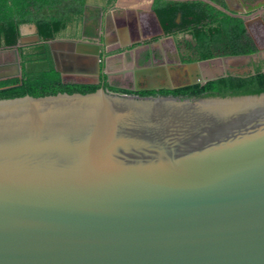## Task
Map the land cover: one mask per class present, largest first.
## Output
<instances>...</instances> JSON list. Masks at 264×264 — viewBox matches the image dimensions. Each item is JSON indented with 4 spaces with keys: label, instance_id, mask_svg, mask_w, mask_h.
Here are the masks:
<instances>
[{
    "label": "water",
    "instance_id": "1",
    "mask_svg": "<svg viewBox=\"0 0 264 264\" xmlns=\"http://www.w3.org/2000/svg\"><path fill=\"white\" fill-rule=\"evenodd\" d=\"M49 44L63 80L58 45L100 80V45ZM251 56L180 62L188 82L146 90L236 75L220 61ZM21 71L0 64V80ZM0 264H264V93L0 100Z\"/></svg>",
    "mask_w": 264,
    "mask_h": 264
},
{
    "label": "trees",
    "instance_id": "2",
    "mask_svg": "<svg viewBox=\"0 0 264 264\" xmlns=\"http://www.w3.org/2000/svg\"><path fill=\"white\" fill-rule=\"evenodd\" d=\"M112 5L116 0H107ZM264 0H237L244 12L228 0H153L152 10L166 36L174 38L177 57L183 64L214 58L255 55L259 48L246 23L261 16L264 7L252 9ZM88 0H0V52L14 50L21 65L19 76L0 80V100L25 96L89 94L100 86L65 82L56 69L49 42L81 36ZM252 9V10H250ZM34 25L41 43L19 45L21 26ZM149 56V54H148ZM227 75L207 82L171 90L148 91L147 96L182 98L232 97L264 93V72ZM106 91L130 94L110 88Z\"/></svg>",
    "mask_w": 264,
    "mask_h": 264
},
{
    "label": "flooded vegetation",
    "instance_id": "3",
    "mask_svg": "<svg viewBox=\"0 0 264 264\" xmlns=\"http://www.w3.org/2000/svg\"><path fill=\"white\" fill-rule=\"evenodd\" d=\"M120 17H121L120 15L116 14L113 11L109 14V18L107 20L102 22L101 25H100L101 23L100 21V23H98L95 27L91 28L90 32L88 31L85 32L84 30H82L81 36L78 39H66V38L56 39V40H68V41L74 40V41L90 42L101 46V50H100V54L102 57L101 76H100V80H98L96 77H92V75L84 74L85 76H83L82 73L80 72H73L74 70L78 69V67L76 66L77 64L76 62L71 61L64 54L69 49L68 46L58 45L59 46L58 58L60 59L61 66L69 71V73L67 74V78L64 80L65 82H73L78 84L79 82H85L87 83V85L100 86L99 89L101 88L105 89L107 85L108 87L113 89L128 91L130 94L127 95L139 96V94L142 92L164 90V89L146 90L147 88L160 87L163 85L180 86V85H174V82L177 78L180 79L183 77L189 78L188 73L184 76L183 72L176 74L177 70L169 69L170 66L166 65L167 63L166 60L168 57L166 54H162V61L160 62L158 61L159 55L153 52L154 49L156 48L161 49L163 46L171 42L172 47L174 45L173 58L175 60L176 66L179 65L180 63V60L177 57V48L174 38L172 36L164 35V32L156 16L155 18L157 20L158 28L160 30L159 34L149 37L148 36L143 37L139 35L132 42L126 40L120 42V38L117 35V30H116L117 27L116 23L118 18ZM248 28L250 34L255 39L257 46L259 48V52L257 54L264 52V20L258 18L257 22L253 24H248ZM35 35L33 36L34 37L33 39L24 42L23 45L29 46V45H36L41 43V39L39 42L36 41ZM109 39H111L113 47L110 46ZM258 39L263 42L262 45L260 44ZM63 50H65V52ZM60 53L62 55H60ZM107 58H109L108 68H106L104 61ZM162 66H167V72H166V68H163ZM151 67L152 68L161 67V68L158 69L157 71L142 70L143 68H151ZM98 81L99 84H91V83H96Z\"/></svg>",
    "mask_w": 264,
    "mask_h": 264
},
{
    "label": "crops",
    "instance_id": "4",
    "mask_svg": "<svg viewBox=\"0 0 264 264\" xmlns=\"http://www.w3.org/2000/svg\"><path fill=\"white\" fill-rule=\"evenodd\" d=\"M152 4L153 0H116L112 5H109L107 0H88L85 11L86 20L83 22L81 30L90 32L92 27H95L100 21L101 25L109 18V14L114 11L121 16L116 23L120 42L125 40L132 42L139 35L143 37L155 36L159 34L160 30L153 14ZM230 4H232V8L244 11L237 0L230 1ZM36 33L37 29L34 25L21 26V36H23L25 42L33 39ZM109 43L113 47L111 39H109ZM15 62H17V56L14 50L0 52V64ZM84 74L82 73L83 76L86 75Z\"/></svg>",
    "mask_w": 264,
    "mask_h": 264
},
{
    "label": "rangeland",
    "instance_id": "5",
    "mask_svg": "<svg viewBox=\"0 0 264 264\" xmlns=\"http://www.w3.org/2000/svg\"><path fill=\"white\" fill-rule=\"evenodd\" d=\"M229 1L232 2L233 0H229ZM257 19L258 18H255L254 20H252L253 22L252 21L248 22V24H253V23L257 22ZM253 32H254V29H253ZM259 42L261 45L263 44V42L261 40H259ZM153 52L155 54L159 55L158 61H160V62L162 61V54H166L168 56L167 60H166V62H167L166 65L170 66L169 69L177 70L176 74L183 72L184 76H185L188 73V70L184 69V67H182L180 65L176 66L175 60L173 58L174 52H173V47H172L171 42H169V44H166L165 46H163L161 49H158V48L154 49ZM220 62L221 63H219L220 64L219 66H221V67L218 66V68L226 69V70H228L229 73L236 74V75H247V74H250L252 72H255L257 67H261L262 69H264V52H262L260 54H256V55L251 56V57L244 58V59L223 60ZM213 66H211V67H213ZM172 74H174V73H172ZM172 74H171V76H172ZM192 75L188 74L189 78L188 77H185V78L183 77L181 79L177 78L174 82V85H181V84L188 82L190 80V78H192Z\"/></svg>",
    "mask_w": 264,
    "mask_h": 264
}]
</instances>
